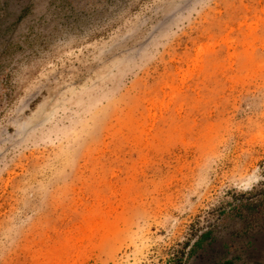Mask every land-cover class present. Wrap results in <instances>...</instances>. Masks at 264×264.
<instances>
[{
  "label": "rangeland",
  "instance_id": "374dc122",
  "mask_svg": "<svg viewBox=\"0 0 264 264\" xmlns=\"http://www.w3.org/2000/svg\"><path fill=\"white\" fill-rule=\"evenodd\" d=\"M264 264V0H0V264Z\"/></svg>",
  "mask_w": 264,
  "mask_h": 264
},
{
  "label": "trees",
  "instance_id": "16d2710c",
  "mask_svg": "<svg viewBox=\"0 0 264 264\" xmlns=\"http://www.w3.org/2000/svg\"><path fill=\"white\" fill-rule=\"evenodd\" d=\"M225 264H234V262L229 259V260L225 261Z\"/></svg>",
  "mask_w": 264,
  "mask_h": 264
}]
</instances>
